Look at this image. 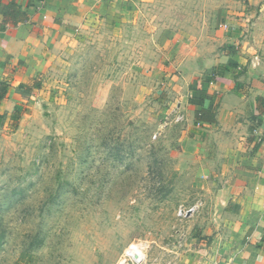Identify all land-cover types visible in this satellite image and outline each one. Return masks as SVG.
Here are the masks:
<instances>
[{
	"label": "rangeland",
	"instance_id": "obj_1",
	"mask_svg": "<svg viewBox=\"0 0 264 264\" xmlns=\"http://www.w3.org/2000/svg\"><path fill=\"white\" fill-rule=\"evenodd\" d=\"M249 7L115 0L50 42L39 85L0 128V264H117L139 239L147 264L183 262L195 220L177 209L205 208L209 179L170 109L230 49L264 73V22Z\"/></svg>",
	"mask_w": 264,
	"mask_h": 264
},
{
	"label": "crops",
	"instance_id": "obj_2",
	"mask_svg": "<svg viewBox=\"0 0 264 264\" xmlns=\"http://www.w3.org/2000/svg\"><path fill=\"white\" fill-rule=\"evenodd\" d=\"M10 1L26 13V20L13 22L3 14ZM114 1L0 0V81L10 83L0 100L4 115L0 128L10 120L14 107L20 106L21 96L36 89L33 85L47 64L50 42L61 44L62 37L76 30L84 16L98 8L107 10ZM248 4L253 7L247 13L255 10L257 19L261 18L256 22H264V0H248ZM204 58L199 54L195 63L206 67ZM217 60L221 63L214 62L213 71L208 70L211 75L197 73L182 91L178 89L170 109L175 117L182 116L179 138L194 161L197 177L209 179L200 180L207 186L206 207L187 215L195 224L181 244L180 264H264V73L231 49ZM198 70L193 68V74ZM199 76L203 79L196 83ZM20 84L30 88H20ZM200 89L207 91L203 104L189 102ZM10 100L13 104L8 108ZM211 100L215 120H197L195 112ZM222 186L227 188V198L216 217L215 198Z\"/></svg>",
	"mask_w": 264,
	"mask_h": 264
},
{
	"label": "trees",
	"instance_id": "obj_3",
	"mask_svg": "<svg viewBox=\"0 0 264 264\" xmlns=\"http://www.w3.org/2000/svg\"><path fill=\"white\" fill-rule=\"evenodd\" d=\"M3 14L5 16L9 15V17L11 18V20L13 22L24 21L27 19L26 13L23 12L20 9L19 5L13 1L7 2L4 5ZM9 86H10L9 81L4 80V79L0 81V100L6 96ZM33 86L37 87L38 83L35 82ZM19 87L23 88V89H29L30 88L28 85H25V84H20ZM206 96H207L206 89H200L199 95L197 97H191L189 99V102L202 105ZM19 109H20V106L14 107L15 111H17ZM214 114H215V104H214V101L211 100L206 108H201L195 112V118L197 120L213 121V120H215ZM10 118L15 119V113L14 112L11 114ZM3 122H4V115L0 114V126L3 124Z\"/></svg>",
	"mask_w": 264,
	"mask_h": 264
},
{
	"label": "built area",
	"instance_id": "obj_4",
	"mask_svg": "<svg viewBox=\"0 0 264 264\" xmlns=\"http://www.w3.org/2000/svg\"><path fill=\"white\" fill-rule=\"evenodd\" d=\"M182 116L180 114H176L175 120L180 121ZM201 205L200 202L195 203L191 206L185 207L180 206L177 209L178 216H187L188 214H192L196 212ZM148 244L146 240H137L130 243L128 246L124 248L122 253L120 254L117 264H147L148 263ZM168 264V263H167Z\"/></svg>",
	"mask_w": 264,
	"mask_h": 264
},
{
	"label": "water",
	"instance_id": "obj_5",
	"mask_svg": "<svg viewBox=\"0 0 264 264\" xmlns=\"http://www.w3.org/2000/svg\"><path fill=\"white\" fill-rule=\"evenodd\" d=\"M226 198H227V188L222 186L217 190L216 198H215L216 217L222 213Z\"/></svg>",
	"mask_w": 264,
	"mask_h": 264
}]
</instances>
